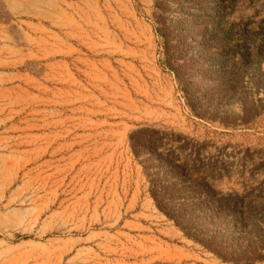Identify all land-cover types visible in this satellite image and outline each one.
Here are the masks:
<instances>
[{"label": "rangeland", "instance_id": "1", "mask_svg": "<svg viewBox=\"0 0 264 264\" xmlns=\"http://www.w3.org/2000/svg\"><path fill=\"white\" fill-rule=\"evenodd\" d=\"M0 264H264V0H0Z\"/></svg>", "mask_w": 264, "mask_h": 264}]
</instances>
